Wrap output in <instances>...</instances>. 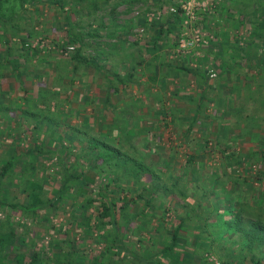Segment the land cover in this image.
Instances as JSON below:
<instances>
[{"label": "trees", "instance_id": "trees-1", "mask_svg": "<svg viewBox=\"0 0 264 264\" xmlns=\"http://www.w3.org/2000/svg\"><path fill=\"white\" fill-rule=\"evenodd\" d=\"M150 1L156 12L152 17L138 16V22L146 33H152L151 37H136L129 41L124 34L128 30L123 31L120 26L122 33L117 36V41L125 42L122 48L128 49L127 60H132L129 71L120 77L118 72L110 73L104 68L101 61H108L109 57L91 56L83 51L85 37L96 38L99 29L105 30L108 26L114 29L118 25L100 23L99 29L97 26L90 29L89 24L84 30L82 23L86 25L84 18L99 11L109 8L115 12L119 6L145 4L149 0H0V44L3 45L0 69L7 67L9 70L0 76H16L19 87H22L27 60L31 56H36L41 62L48 60L38 44L32 45V40L41 32L35 29L36 24L30 22V8L33 7L38 16L45 8L55 9L64 16V40L55 44V49L60 46L64 58L60 60L63 62L49 65L54 70L62 68L70 74L69 86L79 77L77 73L81 67L93 68L106 80L113 75L117 85L105 84L106 87H102L99 102L104 111L108 107L113 111L120 108L110 102V96L121 94L125 85L133 82L136 65L146 74L144 84L159 83L165 92L169 84L173 85L178 74L176 70L198 75L202 80L198 85L202 87L197 101L188 109L191 113L181 117L185 121L184 138L193 132L195 123L199 128L208 129L204 120L212 125L218 113L227 115L224 112L230 107L231 110L238 107L235 105L237 99L232 95V105L229 107L222 103L224 106L217 110L216 118L203 116L208 103L219 99L221 93L219 86L213 90L210 85L202 57L212 55L222 81L220 84L224 86L232 84L231 72L245 68L246 74L242 75L245 77L242 79L244 102L239 107L243 109V103L250 99L257 105L252 112L243 115L239 110L236 113L238 133H229L227 123L219 125L218 132L221 133L212 132V136L217 138L213 146L229 139L230 134L239 142H252L254 146L240 153L231 150L227 144L219 147L218 153L224 164L222 171L205 177L199 191L197 182L202 172L196 163L198 159L205 158L206 148H211L212 144L207 145V138L205 144L195 142L197 148L185 154V170L177 176L170 174V162L164 163L159 170L153 169L150 162L144 160V155L136 150L133 132L126 128L124 130L128 132L117 135L99 131L97 137L88 138L84 146L74 152L63 139L71 141L78 137L79 132L70 124H64L61 130L55 129L57 120L68 117L74 109L65 106L70 103L67 95L54 112L50 110L49 103L62 94L59 88L39 90L37 96L42 99L39 103L44 105L40 106L34 101L29 103L34 96L27 91L23 96L11 97L10 91L0 87V264H263L264 233L261 237L255 229H264V218L255 221L247 217L250 214L244 215L240 208L241 199H244L240 190L242 187L253 189V183L261 184L264 180V126H261L264 116H257V110H264V54L261 50L264 47V0H215L217 5L212 14L207 6L197 10L196 15L200 19L196 23L209 25L212 19L220 17L226 25L220 30L217 40L211 42L217 44V49L203 50V56L195 59V66L184 63L180 58L168 57L179 45L185 15L182 3L186 0ZM78 13L74 19L72 15L77 16ZM37 15L36 23L39 22ZM243 25L249 26L250 40L240 42L241 36L236 32ZM113 29L111 31L115 34ZM105 36L108 37L107 34ZM103 43L108 46L106 41L96 44ZM163 49L165 52L161 55ZM65 62H69V66ZM147 67L151 68L148 73L145 72ZM208 89L213 91L210 97L206 96ZM144 93L148 97L149 92ZM168 93L179 95V89L174 86ZM91 100L87 99L85 103ZM159 102L160 108L154 111L159 118L157 122L173 123L165 100L161 98ZM74 111L77 113L79 109ZM11 112H16L12 120ZM89 119L84 115L81 123L86 125ZM27 120L32 121L35 129H46L48 133L41 140L37 136H29L27 145L23 146L21 143L27 136V128L22 122ZM111 121L114 122L113 118ZM17 128L25 135L15 132ZM221 135L225 137L221 138ZM122 138L128 142L130 150L121 146ZM209 150L213 152L212 148ZM71 157L75 159L71 160ZM146 175H149L148 180L141 179ZM184 175L190 181L186 184L190 188L179 185ZM187 190L194 198L193 202L188 200ZM220 191L225 193L222 203L217 198ZM171 194L173 197L167 200ZM232 196H235L233 201L229 198ZM263 206L261 202L260 208ZM236 207L238 210L234 211ZM213 212L219 220L216 229L210 227L215 224L209 222ZM231 213L233 220L225 221L223 215ZM58 214H62L63 221H54ZM190 220H197L196 226L188 224ZM247 222L253 224L249 229L244 227ZM189 227H194L197 233L192 234L191 245L187 246L183 232ZM81 228L84 230L80 231ZM225 229L226 235H223ZM237 230L248 242L242 248L230 249L224 244ZM255 241L260 254L253 250ZM88 242L95 246H88ZM240 249L247 250V260ZM211 256H216V261Z\"/></svg>", "mask_w": 264, "mask_h": 264}, {"label": "rangeland", "instance_id": "rangeland-1", "mask_svg": "<svg viewBox=\"0 0 264 264\" xmlns=\"http://www.w3.org/2000/svg\"><path fill=\"white\" fill-rule=\"evenodd\" d=\"M150 3L151 1L149 0V2L145 4L136 3L130 6L122 5L116 8L115 12H111L108 8L103 11L97 12L95 15L92 14L90 16H87L86 19L84 18V22L86 23V25L82 23L84 30L87 29L89 24L90 29H94L96 26L99 29L100 23H102L103 25H111L115 23L118 26H116L114 29L113 27L109 26L106 27L105 30L99 29V36L96 38L85 37L84 42L86 46L83 48V51L88 55L91 54V56L102 55V58L109 57L108 61H104L103 59L101 61L104 64V68L110 70V73L114 72L116 74L118 72L119 76L123 77L125 72L129 71L128 67L129 64H132V60H127L128 49L122 48L125 46V42L123 43L121 42V40L117 41V36L122 33L120 26H122V29L124 28L123 31L128 30L127 33L124 34L126 35L125 38L129 41L134 40L136 37H151L152 33H146V29L140 27L138 22V16L147 15L149 17H152L153 13L156 12L154 6ZM216 5L217 2H215V0H186V2L182 3V7L185 9V15L183 17V26L180 32L181 37L179 36L180 39L178 47H176L174 51L171 52L172 54L168 55L170 59L180 58L184 63L195 66L197 63L195 59L198 58V56H203V50L217 49V44L213 45L211 42L217 40L220 30L223 29L226 23L224 21L222 22V19L220 17L212 19L209 22V25L202 26L196 23L200 19V16L196 15L197 10H199L200 8L203 9L205 6H207V8L210 10L209 13L212 14L213 9ZM166 10L164 13H167ZM37 14V11L34 10L33 7H31L30 22L32 24H36L35 29L40 30L41 32L39 36H36L32 40V45L34 46L38 44L39 48H42V51H45V56L48 57V60L46 62H41L36 56H31L29 60H27V70L24 72L25 77L22 87H19L17 78L14 75L0 76V87L4 90L10 91L11 97L23 96V93L25 94L27 91V94H31L34 96V100L29 103L33 104L34 101L40 106L44 105L39 103L42 102V99L37 96L39 90H43V88L45 89V87L57 89L59 88L62 94L55 97V100L53 99L49 103L50 110L56 112L61 106L60 101L66 98L70 100V103L65 105L67 106V109H79L77 113H75L74 109H71L69 116L60 117V119L57 120V126H55V129L58 128L59 130H61V127L65 126L64 124H70L73 125L76 131L79 132L78 137H74V139L71 141H68L66 138L63 139V142L66 144V146L72 148L74 152H78L80 147L84 146L83 143L87 141L88 138L92 136L97 137L99 135V131L108 132V134L110 135H117L129 131L133 132V143L136 146V150L144 155V160L146 162H150V165L153 169L159 170L162 165H164V163L170 162L172 163L170 174H175L177 176L178 174H182L185 170V168L183 167L185 154H188L193 148H197L195 142L200 141L202 142V144H205L204 140H206L207 138V145L212 144L210 146L213 152L209 150L211 148L207 147L206 153L204 154L205 158L197 160L196 166H198L200 168V171L202 172L197 182V187L199 189V186L203 184L205 177H209L211 173L218 174L222 171V167L224 166V164L220 154L218 153L219 147L225 146L227 144L231 150L240 153L254 146L252 142H239L236 137L233 138L231 135L234 132H239L237 127L238 118L235 117L236 113L239 110H241L243 115L247 112H252L254 106L257 105V102H253V100L250 99L249 101H247V103H243V109H240L239 107V104L244 102L243 89L245 87L244 84H242V79H244L245 77H243L242 75L246 74L245 68L240 67L236 72H231L230 81H232V84L226 83L224 86V84H220L222 81H220L219 72L215 69L216 65L214 63V59L212 60V55L207 54L206 56L202 57V63L206 68L210 85L214 87L213 90H217L219 86L220 89L218 91L221 93L219 99L215 98L208 103L207 109L202 113L203 116L208 117L209 119L216 118L217 110H222L224 106L222 103H225V105L229 107L232 105V102L230 101L232 95L235 96L233 97L234 99H237L235 105H238V107L233 110H231L230 107L228 109L229 111L226 110L224 112L227 115H224L223 113L219 115L218 113L217 118L215 119L216 121L213 122L212 125L204 120V123L208 129H206L205 127L199 128V124L195 123L193 132L187 138H184L183 130L185 121L181 117L184 114H190L191 111L188 112V109L191 108L194 102L197 101L199 91L202 87L198 85V83H201L202 81L198 75H190L185 71H181V69L176 70L178 72L177 77L174 78L173 85H168L165 92L159 85V83L153 85L148 84L149 86L144 84L146 81V74H143L142 68L139 65H136L134 69V76L132 79L133 82L125 85V89L122 91L123 93L121 92V94L119 93V95L116 96L111 94L110 96V102L114 106H120V108H117L115 111H113L111 107H108L109 109L104 111L103 105L101 104V102H99L100 96H102V87L105 88V84H111L112 86L117 85L116 79L113 77V75H110L109 79L106 80V78H104V75H100L93 68L81 67L77 73V76L79 77L75 78L72 86H69L67 83L70 78V74H66V72L63 71L62 68H57L54 70L53 66L49 65V63L52 62H63L60 61L64 58L63 53L60 51V46L59 49H55V44L59 42V44H61L64 40V33L62 28L64 23L63 13L55 9L45 8L42 14H40L39 16ZM36 15L39 17L38 23H36ZM72 16L75 19L79 16V13L77 14V16ZM210 19L211 17H209V20ZM112 29L114 30L115 34H113V31H111ZM76 31L78 30L76 29ZM105 33L108 35V37L105 36ZM112 34L113 36H110ZM236 34L241 36L240 42L250 40L249 26H241ZM98 41H106L108 43V46H105L104 43L103 45H97L96 43ZM113 43L115 45H112ZM100 46L102 47L100 48ZM2 49L3 45L0 44V50ZM261 50L264 54V47ZM164 52L165 49L162 50L161 55H164ZM69 64V62H65V65L69 66ZM150 69V67H147L145 72L148 73ZM7 71H9L7 67H2L0 69V73H5ZM44 71L45 73H43ZM40 72L41 74H39ZM82 72L84 73L82 74ZM209 72H215V76L210 77ZM237 72L240 74L235 75ZM227 80L229 81V79ZM174 86L179 89V95H169L168 92ZM144 92H149V95H147L148 97L145 96ZM212 92V89H208L206 96H212ZM163 93L165 94L164 96ZM66 95L67 97L65 98ZM161 98L165 100V105L169 107L168 115L169 117L171 116L174 119L173 123H169L166 125L164 123L166 122L165 120H160L159 123L157 122L159 118L157 115L155 116L154 111L160 108L159 106L161 103L159 101H161ZM87 99L92 100L85 103ZM19 104L26 105L27 103ZM140 106H142V109L140 108ZM177 108L180 109L178 110ZM15 113L16 112L10 113L11 120L15 117ZM84 115H88L90 117L89 122L86 125L81 123ZM258 115L264 116V110H257V116ZM112 118L114 120L113 123H111ZM66 119L67 121L66 123H64V120ZM31 122L32 121L28 120L22 122L23 127L27 128V136L21 143L23 144V146L27 145L29 136H37L38 139L41 140L44 137L45 133H48L46 129H35ZM163 123L166 126H164ZM224 123H227L229 126V133H231L229 135V139L222 140L221 144L214 147L213 145L215 144L217 138L216 136H212L214 135L212 134V132H217L218 134H220L221 132H218V130L220 129L219 125ZM261 124V126H264V120L261 122ZM124 128H126L128 131H125ZM18 129L19 128H17V130L15 129V132L19 131ZM1 134L2 133H0V135ZM20 134L25 135V133L23 132H20ZM2 137H4V134L2 135ZM224 137L225 136L221 135V138ZM120 143L121 146L130 150L128 142H126L125 139L122 138L120 140ZM74 159V157H71V160ZM141 179L148 180L149 175L142 176ZM186 179L188 178L184 175V179L180 180L179 185L187 186L186 184H188V182L190 181ZM187 188H190V186H187ZM252 188L253 189L248 187L241 188L240 192L242 193L240 195L241 198L244 199H241L242 201L240 203V208H242L244 215L250 214L247 215V217L249 216L248 218L250 220L258 221V218H264V206L263 208H260L261 202H263L264 204V180L263 182H261V184L256 182L253 183ZM187 194L188 200L193 202L194 198L191 197V193L189 190H187ZM218 194V202H224V191H220ZM172 197L173 196L171 194L166 198L167 200H169V198ZM229 198L231 201H233L235 196ZM180 202L184 203L181 200ZM233 210L236 211L238 209L236 207V209ZM233 213L224 214L223 219L225 221H232ZM170 214L171 213H169V216ZM63 218L64 217L62 216V214H58L54 218V221H63ZM209 222L215 224L214 226H210L213 229L215 227H219V220H217L215 212L210 214ZM188 224L196 226L197 220H190ZM252 225L253 224H251L250 222H247L244 227L249 229ZM208 227L209 226L201 227L200 230H204ZM82 230H84V228H81L80 231ZM226 231L227 230L225 229L222 234L226 235ZM255 231L256 233H258V235H261V237L263 236V228H256ZM50 233L52 232L50 231ZM193 233H197L194 227H189L186 232H183V236L185 237L187 246L191 245ZM240 235L241 231L237 230L232 239L230 238V240L228 242H225L224 245L230 249H237L239 246L242 248L248 241L246 238H244V236ZM257 244L258 242L255 241L253 250L256 252V254H260L257 250ZM88 246L95 245L88 242ZM253 250L252 252H254ZM240 251L244 259L247 260V258H245L247 250L240 249ZM211 258L216 261V256H211Z\"/></svg>", "mask_w": 264, "mask_h": 264}, {"label": "built area", "instance_id": "built-area-1", "mask_svg": "<svg viewBox=\"0 0 264 264\" xmlns=\"http://www.w3.org/2000/svg\"><path fill=\"white\" fill-rule=\"evenodd\" d=\"M210 77L215 76V72H209Z\"/></svg>", "mask_w": 264, "mask_h": 264}]
</instances>
